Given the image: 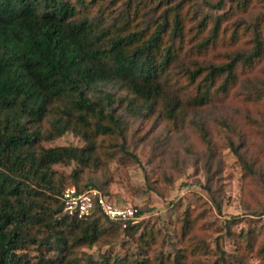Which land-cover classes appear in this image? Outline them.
Segmentation results:
<instances>
[{
  "label": "rangeland",
  "instance_id": "374dc122",
  "mask_svg": "<svg viewBox=\"0 0 264 264\" xmlns=\"http://www.w3.org/2000/svg\"><path fill=\"white\" fill-rule=\"evenodd\" d=\"M218 1L95 0L81 7L102 27L120 16L112 33L136 32L140 42L166 17L169 26L157 61L168 46L175 14L182 31L175 57L159 79L180 101L175 118L167 117L160 100L145 107L121 86L101 84L86 92L113 111L123 137H92L96 165L93 160L55 165L54 177L63 189L77 187V170L80 186L95 183L112 204L142 215L130 232L102 223L103 234L91 247L79 249V258H91L93 264L115 259L122 264H264V48L251 64L235 66L226 92L218 90L219 77L200 104L209 84L198 89L211 65L253 50L256 24L264 46V0H225L221 11L208 6ZM215 21L217 35L203 47ZM196 70L190 83L187 73ZM86 145L72 131L41 143L45 149ZM42 250L29 246L24 253L34 263Z\"/></svg>",
  "mask_w": 264,
  "mask_h": 264
},
{
  "label": "trees",
  "instance_id": "16d2710c",
  "mask_svg": "<svg viewBox=\"0 0 264 264\" xmlns=\"http://www.w3.org/2000/svg\"><path fill=\"white\" fill-rule=\"evenodd\" d=\"M94 1L0 0V264H93L91 258H79L77 252L101 237L102 223L117 226L122 232L136 228L137 221L124 228L97 210L88 219H58L65 189L52 168L85 165L91 160L96 165L97 159L90 153L91 138L123 137L121 121L113 111L107 112L100 102L86 95L101 84L126 88L145 107L160 100L167 117L175 118L180 101L159 79L175 57L174 43L181 36L182 24L175 14L168 46L157 61L155 56L169 26L166 17L140 42L136 32L112 33L120 16L113 18L111 26L102 27L85 8L81 10ZM224 2L208 6L221 11ZM218 23H213L209 38L201 43L203 47L215 39ZM253 37L250 53L236 52L228 62L208 68L198 85L201 89L204 83L209 84L200 104L206 101L215 79L223 77L218 90L226 92L234 81L235 66L249 65L260 56L264 46L258 24L253 27ZM199 72L188 71L190 83ZM54 103L61 105L51 106ZM44 123L48 129L41 128ZM68 131L82 135L87 145L41 146L43 141L51 142ZM78 175L74 170L73 183L78 190L101 191L95 183L80 186ZM141 215L137 211V217ZM29 246L45 251L34 263L24 253ZM113 264L122 262L115 259Z\"/></svg>",
  "mask_w": 264,
  "mask_h": 264
},
{
  "label": "built area",
  "instance_id": "2783aa9c",
  "mask_svg": "<svg viewBox=\"0 0 264 264\" xmlns=\"http://www.w3.org/2000/svg\"><path fill=\"white\" fill-rule=\"evenodd\" d=\"M63 202L62 216L71 219H88L95 210L99 211L109 221L121 224L126 228L129 222L138 221L137 211L132 207H120L112 204L101 191L90 188L83 191L75 186L66 188L61 196Z\"/></svg>",
  "mask_w": 264,
  "mask_h": 264
}]
</instances>
